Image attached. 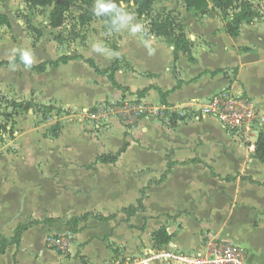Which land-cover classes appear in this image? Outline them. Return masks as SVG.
Masks as SVG:
<instances>
[{
	"label": "crops",
	"instance_id": "crops-1",
	"mask_svg": "<svg viewBox=\"0 0 264 264\" xmlns=\"http://www.w3.org/2000/svg\"><path fill=\"white\" fill-rule=\"evenodd\" d=\"M255 4L264 15V0ZM157 9L181 16L191 44L188 53L176 51L162 37H147L145 20L134 6L133 22L140 23L142 30L135 35L126 28L117 31L114 53L104 48L107 34L100 30L89 37L87 51L59 56L78 59L42 74L34 72L39 81L50 77L49 84L55 86L47 99L44 90L35 89V102L51 105L54 117L26 119L19 113L16 138L0 142V238L11 243L0 254V264H40L50 249L47 237L65 235L72 236L71 252L67 256L57 252L56 264H141L147 258L151 264H166L159 257L162 252L195 255L204 249L208 233L246 248L247 264H264V164L249 151L251 143L231 135L213 118L177 117L171 125L144 119L134 128L112 121L101 130L83 121V110L106 101L139 98L154 107L180 111L226 88L248 95L264 114V96L253 92L247 77L253 71L261 74L264 64V18L243 24L240 35L233 38L226 24L240 12L238 7L225 13L210 3L205 12L189 13L182 0H154V12ZM96 37L99 57L92 56ZM118 57L127 64L115 74L124 90L84 62L92 59L104 70ZM27 69L21 64L0 68L9 71L18 97L22 96L17 85ZM159 89L168 92L165 103ZM145 90V95H138ZM55 109L66 114L57 116ZM125 143L128 147L115 163L98 161L117 155ZM170 164V173L161 181ZM230 176L238 177L227 181ZM87 194L98 195L95 199L105 210L76 212L74 198ZM140 201L143 209L128 218L123 210ZM86 214L114 217L107 222L90 217L74 233L68 223ZM32 222L40 223L22 234L19 245L14 244L18 226ZM161 228H166L171 242L156 247L154 234Z\"/></svg>",
	"mask_w": 264,
	"mask_h": 264
},
{
	"label": "rangeland",
	"instance_id": "rangeland-1",
	"mask_svg": "<svg viewBox=\"0 0 264 264\" xmlns=\"http://www.w3.org/2000/svg\"><path fill=\"white\" fill-rule=\"evenodd\" d=\"M57 1L59 0H55V3ZM122 5L130 13H133L131 10L134 6L136 7L134 2ZM51 11L52 8L30 9L25 0H0V14L7 15L11 21V27L0 26V60H11L21 51L27 50L35 56L34 63L37 64L45 60H54L62 54L78 52V50L87 51L88 42L90 41L89 37L93 38L100 30L102 32L106 30L100 16H97L87 27L79 26L77 17L83 12V6L79 3L72 5L70 12L67 14L65 25L58 29L50 27L49 17ZM157 12L154 14H157ZM160 13L162 12L160 11ZM162 15L160 14V16ZM263 18L264 15L258 20ZM144 20L143 32L145 34L150 25H148L149 19L144 18ZM37 30L43 33L41 37ZM116 32L114 30L110 31L107 37L103 38L106 43L104 48H109L112 53L116 51L119 40V35ZM95 40H99V38L96 37ZM97 44L100 46V40ZM13 49L16 51L13 52ZM97 53V51L92 50L93 57L98 56ZM261 56L264 57V45L261 47ZM100 61L102 65H105L106 60L101 58ZM118 64L127 66L121 57H118ZM261 67V74L253 71V74H249L247 77L253 92L264 96V64ZM25 72V79L17 85L18 92L22 97H18L12 90L13 81L9 82L12 79L9 71L0 72V142L4 141L5 138H16L14 135L18 123L15 119L19 113H23L26 119L33 118V115H36L38 119L43 118L45 120L49 117H54L50 111L51 105L44 106L35 102V89L44 90L43 99H47L52 92H55V86L49 84L50 77L45 79L44 82L39 81L40 79L34 72L28 69ZM18 100L31 102V109L24 110L14 107ZM261 102L263 103L264 99ZM69 111L72 113V110ZM54 114L64 117L66 113L63 114L61 110H56ZM74 126L77 127V124ZM9 128H11V131H9ZM17 130L20 132V129ZM49 133L51 134V132ZM32 135L36 136L34 133ZM97 197L98 195L95 194H87L85 197L76 196L72 206L78 213L84 210L97 212L105 210L104 205L99 202L100 200L95 199ZM57 256H59L57 252L48 249L45 258L38 262L40 264H56ZM61 257L64 260V257ZM30 264H34L33 261H30Z\"/></svg>",
	"mask_w": 264,
	"mask_h": 264
},
{
	"label": "trees",
	"instance_id": "trees-1",
	"mask_svg": "<svg viewBox=\"0 0 264 264\" xmlns=\"http://www.w3.org/2000/svg\"><path fill=\"white\" fill-rule=\"evenodd\" d=\"M186 10L189 13L195 12H205L209 9L210 3L214 8L227 13L229 10L236 9L237 7L240 9V12L233 15L232 20L226 24V32L229 36L236 38L240 35V29L243 24L251 25L256 20L260 19L263 14L260 10V6L255 4V0H182ZM28 7L30 9H43V8H52L49 17L50 27L53 29L61 28L65 25L67 21V14L70 12L72 5L75 3H79L83 6V12L77 17V22L81 27L89 26L93 20L97 17L93 13V8L95 6L96 0H59L55 3V0H25ZM118 6L122 4H130L134 2L137 7V15L139 18H147L149 19L148 25L150 28L146 30L145 35L147 37L155 36L162 37L166 39V42L170 46H174L176 51H182L183 53H188L191 49V44L186 38L185 34V25L182 22L181 16L174 12L168 11L167 9L161 10L162 13L157 12L154 14L153 3L154 0H113ZM239 3V4H238ZM160 14H163L160 16ZM156 16V17H155ZM101 20L105 24V33L108 34L110 31H113L111 24V16L103 15L100 16ZM0 26L11 27V21L9 17L5 14H0ZM38 34L41 37L43 35L39 30ZM177 55V54H176ZM21 53L16 55L12 60H0V68L2 67H10L13 65L21 64L25 67V65L21 61ZM79 57H71V56H61L56 60H48L39 64H33L30 70L37 74H42L47 71L50 67H59L60 65H66L70 61L74 59H78ZM90 67L94 69V71L100 75L107 76L109 81L119 90H124L115 78L116 72L119 70L120 65L118 64V58L115 60L113 65L108 68L101 70L98 66H96L95 62L92 59L84 60ZM177 62V56H176ZM181 86V82H179L178 87ZM161 96L162 102L165 103L168 92L165 93L162 90H158ZM147 93V90L139 92V96H143ZM16 108L29 110L32 107L31 102H20L15 104ZM177 116H174L172 123H175ZM174 125V124H173ZM128 144L125 143L123 148L119 151L117 155L114 156H102L98 157V161L108 164L115 163L118 157L126 151ZM249 151L252 153L254 158H256L260 163L264 164V133L262 132L257 141L254 144H248ZM194 162H198L194 160ZM171 171V164L168 166L166 174L162 177L161 181H164L168 174ZM238 176L227 177V181H233ZM243 180H250L253 182L251 178H245L240 176ZM143 209L142 202L140 201L138 206H130L123 210V212L128 216V218L136 215L138 211ZM93 217L96 220L107 222L112 219L114 216L103 217L100 215H92L86 214L82 217L73 218L68 225L71 227L74 233L78 231V225L80 222H85L88 218ZM51 221H46L48 223ZM40 222H32L30 225H19L15 232V237L13 239V243L19 245L21 242L22 234L28 230L32 225L39 224ZM171 242V236L168 234L166 228H161L154 234V243L156 247L166 246ZM11 243L5 238H0V254H4L6 249ZM116 256H118V250H114Z\"/></svg>",
	"mask_w": 264,
	"mask_h": 264
},
{
	"label": "built area",
	"instance_id": "built-area-1",
	"mask_svg": "<svg viewBox=\"0 0 264 264\" xmlns=\"http://www.w3.org/2000/svg\"><path fill=\"white\" fill-rule=\"evenodd\" d=\"M82 113L83 121L90 122L94 130L107 128L112 121H117L126 128H134L144 119L163 120L171 125L174 116H177L193 121L216 119L228 133L238 135L251 144L264 133V114L252 98L246 94H236L232 88H226L206 101L195 102L180 111L154 107L135 98L102 102ZM204 240V249L195 255H184L168 249L159 257L166 264H247L246 248L219 240L211 233ZM72 243L71 235L48 236L46 239L48 248L64 256L70 254ZM151 261V258H147L141 264H151Z\"/></svg>",
	"mask_w": 264,
	"mask_h": 264
},
{
	"label": "clouds",
	"instance_id": "clouds-1",
	"mask_svg": "<svg viewBox=\"0 0 264 264\" xmlns=\"http://www.w3.org/2000/svg\"><path fill=\"white\" fill-rule=\"evenodd\" d=\"M93 13L96 16H111V24L114 31H121L126 28L130 33L135 35L143 27L140 23L133 22L135 18L133 13L126 11L123 5L118 6L113 0H96ZM93 49L95 51L101 50L98 44H93ZM15 51L13 49V52ZM20 58L26 68H31L35 62V56L27 50L21 51Z\"/></svg>",
	"mask_w": 264,
	"mask_h": 264
}]
</instances>
